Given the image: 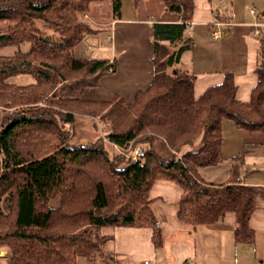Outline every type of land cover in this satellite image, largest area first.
Here are the masks:
<instances>
[{
    "label": "trees",
    "instance_id": "obj_1",
    "mask_svg": "<svg viewBox=\"0 0 264 264\" xmlns=\"http://www.w3.org/2000/svg\"><path fill=\"white\" fill-rule=\"evenodd\" d=\"M161 1L180 19L153 23L154 78L128 101L120 95L83 98L116 65L105 57L75 54L87 34L104 29L85 15L118 19L122 0H0V51L18 47L13 55L0 53V246L11 249L3 264H84L82 257L98 255L109 264L113 255L105 248V226L151 228L155 246H162L151 197L157 179L181 185L177 217L182 222L197 227L234 212L235 240L254 238L249 222L264 186L208 183L199 168L220 161L224 119L264 131V32L258 82L249 100L237 97L232 71L196 98V74L178 67L195 44L190 32L195 0ZM27 42L31 49L24 52L20 47ZM20 74L36 81H9ZM78 114L106 123L109 140L122 148L144 144L139 160L112 152L102 139L74 143ZM158 140L167 143L172 157L155 150Z\"/></svg>",
    "mask_w": 264,
    "mask_h": 264
},
{
    "label": "crops",
    "instance_id": "obj_2",
    "mask_svg": "<svg viewBox=\"0 0 264 264\" xmlns=\"http://www.w3.org/2000/svg\"><path fill=\"white\" fill-rule=\"evenodd\" d=\"M122 1L120 18L103 26L108 30L111 45L107 47L99 41V53L89 55L82 51V57H105L116 65L115 72L104 75L99 85L84 91L85 99L109 100L120 95L132 101L138 90L148 88L155 74L152 25L155 21L180 19L161 0ZM195 3L190 26L195 44L184 52L178 64L196 74L194 96L198 98L209 86L221 83L224 73L232 71L238 84L237 97L249 100L258 82L256 69L261 61L259 38L264 32V0H195ZM252 7L256 8L255 13L251 12ZM217 21L225 23L224 34L219 38L212 35ZM20 49L27 52L31 44L24 43ZM17 50L16 46H8L0 53L13 55ZM190 52L192 56L187 58ZM9 81L27 85L36 80L30 74H20ZM3 114L0 106V122ZM222 129V157L216 164L203 166V173L199 168L200 177L215 184L237 182L264 186V131L241 129L231 119H224ZM159 142L169 149L168 156L159 152ZM154 147L165 158L173 156L164 140L156 141ZM182 191L176 195L177 208L171 211L164 197L162 202L154 203L155 198L152 201L163 232L160 247L153 242L151 228L102 227L101 233L108 236L105 248L113 255L109 264H183L185 260L192 264H264V196L256 198L249 222L254 238L246 242L235 240L238 223L234 212H227L215 223L197 227L179 220L177 210Z\"/></svg>",
    "mask_w": 264,
    "mask_h": 264
},
{
    "label": "rangeland",
    "instance_id": "obj_3",
    "mask_svg": "<svg viewBox=\"0 0 264 264\" xmlns=\"http://www.w3.org/2000/svg\"><path fill=\"white\" fill-rule=\"evenodd\" d=\"M104 11V10H103ZM88 17L93 23L95 27H103L105 26V23H109V22H103V21H107L110 18V15L107 14L105 18H100V19H95L91 16V14H87ZM40 26L43 29H47L48 33H52V29L45 27L42 23H40ZM106 27V26H105ZM107 35H108V30L107 29H102L101 31L97 32V33H91V34H87L85 37L87 38H83L81 41L78 42L76 48H75V54L77 56H83L84 54H82V51H86L89 55H92L93 53H99L98 48V42H105L104 44H106V46H110L111 43L108 41L107 39ZM5 49V48H3ZM1 49V50H3ZM190 55H187V58L189 56H192V52L189 53ZM116 67V66H115ZM178 67H182L184 68L185 66H182V64H180V66ZM116 69V68H115ZM107 124L104 122H101L98 118L95 117H91L88 115H84V114H78L77 115V121L76 124L74 126L75 128V136L74 138H72V141L74 143H86V142H90V141H97L99 139L104 140L105 142H107L108 147L110 148V150L112 152H123L126 153L127 155H131L134 154V151L136 148L138 147H142L144 149V144H140L138 146H136L134 149V143L131 142L128 146V148H122L120 146H118L117 144L111 142L108 138V129L106 128ZM157 148L159 149V152L162 154H165V156H168L170 153L169 149L166 148L165 144L163 142H159L157 144ZM200 172L203 173V166L200 167ZM181 185L175 181H170L167 179H157L152 186L151 189V197L155 198V202L154 203H158V202H162L163 199L162 197H164L165 199V203L168 207V209L171 211L173 209L177 208V202H178V198H177V194L179 195V193H181ZM11 206H9V208H4L6 211H9L11 209ZM11 252V249L9 246L4 245V246H0V264H3L4 261L6 260V257H9ZM101 257L98 255L95 257H92L90 259H87L85 257H82L81 260L84 264H93V263H97L100 264L99 262H101L102 260L100 259ZM111 259V255H107V262Z\"/></svg>",
    "mask_w": 264,
    "mask_h": 264
},
{
    "label": "built area",
    "instance_id": "obj_4",
    "mask_svg": "<svg viewBox=\"0 0 264 264\" xmlns=\"http://www.w3.org/2000/svg\"><path fill=\"white\" fill-rule=\"evenodd\" d=\"M251 12H252V13H255V12H256V8H255V7H252V8H251ZM85 16L88 17L87 14H86ZM226 24H227V26H230V25H231L230 23H226ZM224 25H225V23H224L223 21H217V22L215 23V27H216V29H213V30H212V35H213V37H215V38H219V37H221V36L224 34V29H223ZM190 32H191V30H190ZM112 62H113V61H112ZM115 70H116V69H115L114 66H112V65L109 66V72H110V73L115 72ZM143 150H144V149H143L142 147H138V148H136L135 151H134V154H131V158H132V160H133V161H138L139 158H140V154L143 152ZM183 264H192V262L189 261V260H185V261L183 262Z\"/></svg>",
    "mask_w": 264,
    "mask_h": 264
}]
</instances>
